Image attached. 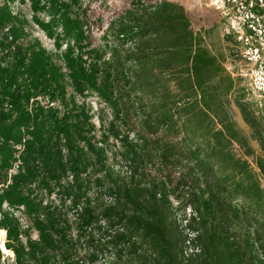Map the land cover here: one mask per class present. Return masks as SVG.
I'll return each instance as SVG.
<instances>
[{
  "label": "trees",
  "instance_id": "trees-1",
  "mask_svg": "<svg viewBox=\"0 0 264 264\" xmlns=\"http://www.w3.org/2000/svg\"><path fill=\"white\" fill-rule=\"evenodd\" d=\"M78 3L50 0L51 21H37L54 38L57 50L66 43L62 57L67 72H63L39 40L28 39L24 20L0 1V173L9 181L0 193V228L5 237L7 233L5 246L13 250L16 264H85L78 255L80 241L92 247L93 262L103 256L104 249L97 248L101 240L110 253L115 249L138 253L142 247L134 238L139 231L152 240L154 249L148 257L154 259L162 257L173 264H264V119L260 107L246 97L241 78L210 50L186 9L168 0L141 4L119 20L115 35L132 43L125 57L116 53L103 63L92 61V51L83 43L82 24L68 11ZM227 35L237 42L233 34ZM68 82L74 91H95L112 105L127 96L131 107L137 108L143 106L145 95L150 96L146 104L150 110L140 122L148 131L138 135L131 149L134 156L139 151L147 160L158 155L166 166L183 167L173 192L181 189L187 205L198 212L188 228L196 232L192 242L200 253L188 259L183 255L188 236L170 221L167 181L161 183L160 196L150 187L119 189L107 195L113 202L101 213L81 205L86 186L81 181L72 205L73 210L82 206L75 213L80 232L76 240L72 226L66 224L65 201L43 204L38 187L57 194L62 177L69 171L73 178L82 172L85 147L80 142L94 148L79 115L49 106L64 97ZM39 96L48 97L49 103L42 105ZM237 112L247 133L236 120ZM19 144L22 163L10 177ZM170 176L168 182L173 181ZM71 194L68 188L67 196ZM122 196L135 208L129 217ZM5 202L14 208L25 206L38 239L22 240L20 221L3 211ZM114 217L117 220L112 221ZM127 218L134 226L128 233L123 222ZM102 219L110 226L123 225L125 231L109 238L101 227L98 232L87 229ZM2 257L0 249V264Z\"/></svg>",
  "mask_w": 264,
  "mask_h": 264
},
{
  "label": "rangeland",
  "instance_id": "rangeland-1",
  "mask_svg": "<svg viewBox=\"0 0 264 264\" xmlns=\"http://www.w3.org/2000/svg\"><path fill=\"white\" fill-rule=\"evenodd\" d=\"M0 1L2 3L7 2L12 11L24 20L28 39L39 40L42 46L54 55L55 62L61 66L62 71L67 72L62 57L66 49V43H63L61 49L57 50L54 38L50 37L37 22L48 23L51 21L50 0ZM58 1L69 3V0ZM160 1L162 0H79L78 5L69 7L68 11L74 19H78L82 24V31H84L86 38L83 42L86 45L85 50L92 51L90 60H98L99 63H103L116 53L118 56L125 57L126 51L132 46L130 39L126 36L118 39L115 35L119 20L141 4L153 5ZM168 1L178 3L186 9L191 18L193 28L197 31H203L205 42L214 54L222 57V59L224 58L226 63L232 67L240 65L239 48L235 38L227 35L228 32L226 31L222 9L217 2L219 0ZM33 3H36L38 10L34 9ZM57 31L61 32V28H58ZM122 84L123 81L120 82V85ZM240 86L246 89V97L251 98L247 82L241 79ZM129 87L130 85L126 86L127 91ZM37 99L42 105L49 103L48 97L39 96ZM143 99L145 101L143 106L137 108L131 107L127 96L124 98L125 101L112 105L95 91H85L84 93L74 91L68 82L66 83L64 97L61 96L49 103V106L58 108L61 113L73 111V113L79 115V118L83 121V131L91 139L94 147L93 150L88 149L85 142H80L79 145L85 147L84 151L81 152L83 165L80 166V170L82 172L73 178L72 172L69 171L62 177L61 185L57 186L56 197L55 195L49 197V200L56 204H62V201H65V217L68 222L64 221L63 224L69 223L72 226L70 233L75 240L78 239L80 232L72 205L79 193L78 184L83 180L86 181V186L82 189V192H85V196L80 200L81 205H91L95 208L96 213L103 212L107 207L109 203L107 195L118 192L119 189L121 190L125 187H150L155 188L160 196L162 194L161 183L162 181H167L166 190L169 193L170 200L168 205L170 221H176L179 226L177 229L181 230L184 235H189L190 229L186 227L184 219L191 213L188 210L189 207L197 214L198 212L190 204H188L189 206L187 205L185 199L187 196H183L181 189L173 192V187H175L180 173L184 171L183 167L173 168L170 165L166 166L158 155H154L151 160H147L146 156L139 151L138 156H134L131 149L132 143L137 142L138 135H146L148 131V127H146L144 122L143 124L140 122L145 119L146 112L150 110V107L146 105L150 96L145 95ZM31 102L33 103V100ZM123 103H126V105ZM236 120L239 126L247 133L249 131L248 126L242 122L238 112ZM64 154L65 159H67V150H64ZM169 174H171L170 177L173 179L171 182H168L166 178ZM77 176L79 179L76 181ZM261 182L264 185V177H261ZM8 183L9 181L5 182V178L0 173V193L6 189ZM35 186L36 184H34ZM38 188V196L45 197L43 187ZM68 188L72 191L70 196H67ZM185 189V192L189 191L188 187H185ZM144 197L147 198V195ZM121 201L123 205H127V216L129 217L135 208L131 203H124L126 197L122 196ZM111 220H117V217ZM32 221L33 216H27L26 224L29 226H23L22 240L24 242H27L28 239L39 238V232L33 226ZM123 222L126 225L127 233L130 232L134 226L130 223L129 218ZM135 236L134 239L138 240L142 247L138 253L129 250L127 253H120L117 249L110 253L107 249L105 250V244L101 240V244L97 248L100 252L104 249L103 260L93 262L90 259L91 253H93L92 247L84 245L81 241L78 242V255L85 261V264H173V261L162 257L156 259L148 257L154 249L152 240L146 238L141 231L137 232ZM8 242L7 234L5 237V230L0 228V249L3 254L1 264H16L15 255L7 253L11 250H8L5 246ZM187 247L188 245L185 243L183 255L186 259L200 253V251L198 252L194 249V253H189L186 256L185 249ZM97 248H94V251H97ZM187 250L190 252V249ZM32 263L36 264L35 261H32Z\"/></svg>",
  "mask_w": 264,
  "mask_h": 264
},
{
  "label": "built area",
  "instance_id": "built-area-1",
  "mask_svg": "<svg viewBox=\"0 0 264 264\" xmlns=\"http://www.w3.org/2000/svg\"><path fill=\"white\" fill-rule=\"evenodd\" d=\"M222 9V14L225 19L226 31L233 34L239 44V55L241 57V63L237 67H232L226 63V68L233 76L239 77L247 82L250 89V97L254 103H256L262 110V116L264 119V0H219L217 1ZM19 151L16 153L18 160L14 163V167L10 170V177L13 173H16L20 169L21 160L20 153L23 149V145L19 144L15 146ZM45 197L43 204L52 205L53 201L49 200V197L53 194H48L45 190ZM108 202H113V198H107ZM56 204V203H55ZM82 209L80 205L78 209H74L73 213L76 217V212ZM188 217H185L184 221L186 227L191 218L197 217L198 214L193 211L191 207L189 209ZM3 211H10L20 221L23 228L28 227L26 224L27 216H30L24 205L19 207H11L7 202L3 204ZM2 212L0 211V217ZM106 230L109 234V238L117 232H124L125 228L121 224L110 226L107 220H100L98 224L87 227L88 230H94L98 232V229ZM189 230V229H188ZM7 232V231H6ZM7 234V233H6ZM189 238L187 240L188 247L185 249V255L194 253V249L198 252L200 248L195 246L192 242V238L196 236V232L189 230ZM26 243V242H25ZM187 249H190L188 252ZM15 254L13 253V256ZM100 254V260L102 259Z\"/></svg>",
  "mask_w": 264,
  "mask_h": 264
},
{
  "label": "bare ground",
  "instance_id": "bare-ground-1",
  "mask_svg": "<svg viewBox=\"0 0 264 264\" xmlns=\"http://www.w3.org/2000/svg\"><path fill=\"white\" fill-rule=\"evenodd\" d=\"M7 253H8V254H13V252H12V251H8Z\"/></svg>",
  "mask_w": 264,
  "mask_h": 264
}]
</instances>
